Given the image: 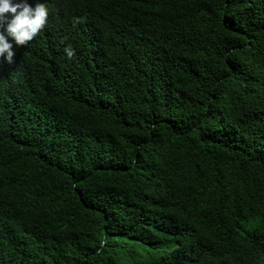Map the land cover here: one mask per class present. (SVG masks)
I'll return each instance as SVG.
<instances>
[{"label": "trees", "instance_id": "trees-1", "mask_svg": "<svg viewBox=\"0 0 264 264\" xmlns=\"http://www.w3.org/2000/svg\"><path fill=\"white\" fill-rule=\"evenodd\" d=\"M47 5L0 62V264H264V0Z\"/></svg>", "mask_w": 264, "mask_h": 264}, {"label": "clouds", "instance_id": "clouds-1", "mask_svg": "<svg viewBox=\"0 0 264 264\" xmlns=\"http://www.w3.org/2000/svg\"><path fill=\"white\" fill-rule=\"evenodd\" d=\"M49 11L47 0H0V62H13L14 45L32 41L45 27ZM64 52L69 59L75 55L70 45Z\"/></svg>", "mask_w": 264, "mask_h": 264}]
</instances>
